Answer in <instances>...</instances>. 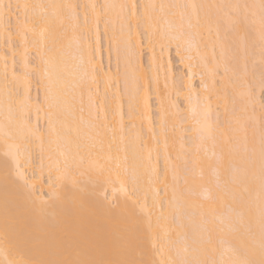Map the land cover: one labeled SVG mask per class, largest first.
<instances>
[{
  "label": "bare ground",
  "instance_id": "obj_1",
  "mask_svg": "<svg viewBox=\"0 0 264 264\" xmlns=\"http://www.w3.org/2000/svg\"><path fill=\"white\" fill-rule=\"evenodd\" d=\"M99 2L0 0V160L6 151L17 154L24 177L17 182L31 186L35 206L49 219L73 194L97 208L127 209L151 264H258L264 258L263 117L252 110L259 107L253 108L255 99L228 107L226 95L241 99L250 90L233 76L242 75L252 42L264 41V3L139 0L148 74L136 1ZM100 27L120 73L101 66ZM170 43L187 70L180 91L168 62ZM218 58L225 72L220 87ZM33 81L39 96L32 94ZM242 116H250L252 130ZM11 192L0 181V264L37 258L5 227L6 215L17 212Z\"/></svg>",
  "mask_w": 264,
  "mask_h": 264
},
{
  "label": "snow or ice",
  "instance_id": "obj_2",
  "mask_svg": "<svg viewBox=\"0 0 264 264\" xmlns=\"http://www.w3.org/2000/svg\"><path fill=\"white\" fill-rule=\"evenodd\" d=\"M7 7L10 10L11 5ZM5 157L0 160V181L6 191L12 186L11 195L17 207L16 213L6 215L5 227L13 228L17 241L37 257L20 264H151L144 258L138 221L127 209L97 208L85 195L73 194L49 219L45 210L35 206L31 186L26 181L17 182L24 180L18 170L17 154L9 150ZM258 264H264V258Z\"/></svg>",
  "mask_w": 264,
  "mask_h": 264
},
{
  "label": "rangeland",
  "instance_id": "obj_3",
  "mask_svg": "<svg viewBox=\"0 0 264 264\" xmlns=\"http://www.w3.org/2000/svg\"><path fill=\"white\" fill-rule=\"evenodd\" d=\"M99 1H101V0H97V2H99ZM136 1V8H137V15H138V19L136 20V22L138 23V34H139V36H140V41H141V52H140V56H141V62H142V64H143V67L146 69V72L149 74V69H148V67L146 68V64H147V62H146V60H147V50H146V47H145V41H144V39H145V32H144V29H143V27L142 26H140L139 24H141L140 22H141V15H140V3H139V0H135ZM263 3H264V1L263 0H261ZM13 6V5H12ZM11 6V7H12ZM101 7V2H99L98 3V7ZM13 8V7H12ZM76 8H78L77 10H78V12H80V6L79 5H77L76 6ZM13 11L12 12H17V11H15V10H17V9H12ZM230 13V12H229ZM232 14V13H231ZM229 15V16H232V15ZM101 15L103 16V12H101ZM102 21H103V19H102ZM220 22H222L221 20H220ZM223 23V22H222ZM234 24V23H233ZM220 25L221 26H223L221 23H220ZM228 28V27H227ZM227 28H223V29H225L224 30V34H226V35H229L230 34V31L232 32V30H233V28H231V26H229V28H228V30H229V33H228V30H227ZM227 30V31H226ZM247 30H248V32H251L252 31V29H249V28H247ZM226 32V33H225ZM253 32V31H252ZM251 32V33H252ZM228 33V34H227ZM250 33V34H251ZM213 35V34H212ZM214 36V35H213ZM224 37H227V36H224ZM226 39V38H225ZM253 42H255V43H253ZM252 42V45L253 46H251V51H250V53H249V55L247 54V55H245L244 57H243V62L244 63H242V64H244V66H240V67H242V68H240V75H241V73H242V75L241 76H238L237 74H234V76L233 75H230V77H229V75L227 76L228 77V79H229V81H230V79H231V81H233L232 79V76L233 77H235V76H237V78L238 77H240V79H243V80H241L242 81V85H243V87H239V88H246L245 86H247L250 90V92L248 91L247 92V95L248 96H250V97H248L247 95H245L244 97H242L241 99H234L233 97H231V93H230V91L229 90H227L228 92H227V95H226V98L229 100L228 102L229 103H227L228 104V107L229 106H235V105H233V102H234V104H236L237 105V103L236 102H238L239 101V103H245L244 102V100L245 101H247L248 100V106L250 105L249 103L252 101V99H255V101L256 102H254V100H253V102H252V104H254L253 105V108H254V106L257 104V107L258 108H254V109H252L254 112H256V113H258V111H259V116H260V118H261V116L263 117V121L261 120V121H259V122H262V123H264V70H262V69H264V61H263V59H264V53L263 52H261L262 51V49H263V51H264V41H262L261 39L259 40V41H257L258 43H260L261 45H263V46H260V44H258L257 43V47L259 46V48H258V50L260 49L261 51H260V57H261V59H262V61L263 62H261V59H260V61H259V59L257 58L258 57V50H256L255 51V49H257V47H256V41L254 40ZM99 46H100V51H101V66L103 67V69L104 70H109L110 72H112V73H114V72H118V73H120L121 72V67H120V64H119V62L118 61H116L115 60V58H114V55H113V52H112V48H111V43H107L106 42V37H105V34H104V31H103V29L100 27L99 28ZM167 46V45H166ZM165 46V47H166ZM164 47V46H163ZM163 47H162V49H163ZM254 47H256V48H254ZM167 57H168V62H169V64H170V70H171V74H172V78H173V81H174V84H176V86H177V90L178 91H180L181 90V87H182V80L183 79H185V78H187L186 76H187V70H186V67H185V65H184V62L183 61H181L180 60V56H179V54L177 53V48L175 47V46H173L172 45V43H170V46H169V44H168V46H167ZM252 50H254L253 52H252ZM216 51H217V49H216ZM251 52H252V54H251ZM255 52V53H254ZM216 53H218V51L216 52ZM255 55V56H254ZM262 55V56H261ZM34 58V54L33 53H31L30 54V56H29V59H30V61L31 62H33L32 60H34L33 59ZM256 58V59H255ZM232 59V58H231ZM258 59V60H257ZM218 60H219V58H218ZM233 60H235V59H232V61L231 60H229V61H231V62H233ZM118 62V63H117ZM218 63H220V60L219 61H217ZM119 64V65H118ZM222 64V62L220 63V65H218V67L216 68V71L217 72H214L215 74H214V76H215V81H216V83H217V86L218 87H220V82H221V80L223 79V78H225L224 76V71H223V69H221L222 67H223V65H221ZM220 66V67H219ZM222 66V67H221ZM263 66V67H262ZM222 71H221V70ZM243 70V71H242ZM222 72H224L223 74H222ZM236 78V77H235ZM234 78V79H235ZM32 80H33V78H32ZM35 81V80H34ZM34 81L31 83V84H33L34 83ZM192 81H193V85H194V87L195 88H199V85H200V77L199 76H197V75H195L193 78H192ZM230 81V82H231ZM243 81L246 83H243ZM35 83H36V81H35ZM33 84V85H31L32 87H31V91H32V94H34L33 92L34 91H36L34 88L35 87H37V86H35L36 84ZM232 83V82H231ZM241 85V84H240ZM241 85V86H242ZM120 90H119V92L121 93L120 94V99H121V101L123 102V104H122V102H121V108H122V114L124 115L123 116V118H125L124 119V121H125V124H127L128 123V119L126 118L127 116H126V105H125V103H126V97H124V93H123V89H122V83H119V87H118ZM227 88L228 89H230L228 86H227ZM246 90H248L247 88H246ZM150 92L152 91V89L150 88V90H149ZM36 93H37V95L39 96V91L37 92L36 91ZM228 93H229V95H228ZM250 94V95H249ZM37 96V98L39 99V97ZM170 96H172V95H170ZM245 97L247 98H250V99H245ZM150 105H151V111H152V122H153V125H154V127L156 128V124H157V120H156V117H157V115H156V109H157V102H156V100H155V95L151 92V94H150ZM176 98L178 99V104H179V106L182 108L184 105H183V100L180 98V96L179 95H177L176 96ZM233 100H232V99ZM242 99H244V100H242ZM232 100V101H231ZM234 100H237L236 102L234 101ZM251 100V101H250ZM243 101V102H242ZM230 103H231V105H230ZM238 103V104H239ZM245 104V105H246ZM219 106H217V108H218ZM256 107V106H255ZM219 109V108H218ZM250 109V108H249ZM230 110H231V108H230ZM253 111H251V110H247V115H249L248 114V112H253ZM243 112V111H242ZM263 112V113H262ZM244 113V112H243ZM254 114V113H253ZM257 114V115H258ZM261 114V115H260ZM263 114V115H262ZM252 115V114H251ZM243 117V116H242ZM241 117V119H244V121H246V128L247 129H249V130H252V128L253 127H251V125L253 124L250 120V116H246V118H245V116L242 118ZM246 119V120H245ZM248 119V120H247ZM250 119V120H249ZM247 121L249 122V123H247ZM252 124H251V123ZM40 123V122H39ZM255 123V122H254ZM262 123H258L259 125H263ZM39 125V127L40 128H42L41 126V124H38ZM247 125H248V127H247ZM261 127H263V126H260V129H261ZM43 129V128H42ZM257 129H259V128H257ZM248 130V131H249ZM256 130V129H255ZM258 131V130H257ZM260 132H259V134L260 133H262L263 132V134H264V130L263 131H261V130H259ZM185 134H187V133H185ZM229 139H230V141H232L233 139L232 138H230L229 137ZM232 139V140H231ZM235 139V138H234ZM187 142H188V140H186ZM234 141V140H233ZM235 142H236V140H235ZM235 142L234 143H232L231 142V144H235ZM230 143V142H229ZM37 152V150H34V154L33 155H35V156H33L34 157V159H38V157H39V152H38V154L36 153ZM34 160V161H38V160ZM161 160V158L159 157L158 158V162H159V165H158V167L160 168L159 170H162V161H160ZM183 161H181V164H183L182 163ZM34 164V166H35V163H33ZM33 166V165H32ZM33 166V168H35L34 169V171L32 170L33 168L31 167V170L30 171H32V172H35L36 171V167H34ZM183 166V165H182ZM185 167V166H184ZM28 172L29 174L31 173V172ZM183 171V170H182ZM28 174V175H29ZM182 174H185V171H183V173ZM30 176V175H29ZM44 180V183H46V181H47V177H45L44 176V178H43ZM180 180V183H181V185H179V186H182L183 187V184H182V177L179 179Z\"/></svg>",
  "mask_w": 264,
  "mask_h": 264
}]
</instances>
